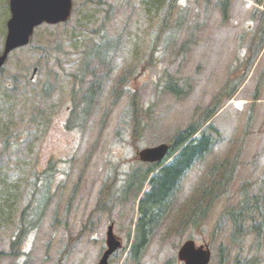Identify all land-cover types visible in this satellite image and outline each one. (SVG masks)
<instances>
[{
  "label": "rangeland",
  "instance_id": "374dc122",
  "mask_svg": "<svg viewBox=\"0 0 264 264\" xmlns=\"http://www.w3.org/2000/svg\"><path fill=\"white\" fill-rule=\"evenodd\" d=\"M6 1L0 0L1 39L6 33ZM73 1L70 21L37 28L30 45L12 53L0 75V264H99L111 225L122 248L109 264H182L177 252L189 239L210 246L211 264H220V259L223 264H241L254 257L264 264V232L258 250L254 232L235 243L227 219L221 231L214 228L223 210L236 207L242 195L264 196V47L244 71L232 67L239 46L247 51L252 29L259 23L252 17L254 0H227L226 9L225 0H176L168 28L155 46L152 67L146 63L171 0ZM100 34L118 45L96 72L101 76L111 68V75L85 126L67 130L64 123L74 126L90 81L79 79L85 53ZM165 71L188 91L185 96L158 92L155 82ZM236 74L243 76L239 93L231 101L222 99L212 119L220 131L216 147L185 177L175 207L140 261L127 259L138 205L132 196L121 201L122 179L142 164L140 150L169 142L176 132L203 122L213 98ZM130 90L140 95L138 114L146 125L139 138L132 134ZM232 165L234 179L205 223L182 224L195 192L207 181L218 182ZM38 176L36 188L33 181ZM105 183L114 184L109 207L93 212ZM43 189L47 193L45 205L37 210L38 228L20 247L13 246L24 206L34 191L36 204ZM249 223L250 219L247 227Z\"/></svg>",
  "mask_w": 264,
  "mask_h": 264
},
{
  "label": "trees",
  "instance_id": "16d2710c",
  "mask_svg": "<svg viewBox=\"0 0 264 264\" xmlns=\"http://www.w3.org/2000/svg\"><path fill=\"white\" fill-rule=\"evenodd\" d=\"M225 2L223 5L224 8L226 6ZM256 3L258 5L264 6V0H256ZM176 8L177 1L171 0L166 8V13L159 33H156L155 35V46L160 41L162 34L167 30L170 17L173 15V12ZM258 16L260 21L248 45V55L245 57V60L242 63L241 58H238L239 62L235 67L237 72L244 71L245 68L247 69L248 66L253 63V56L258 54L264 46V11L260 12ZM110 47L111 43L110 41H107L106 36L100 43L93 45L89 49L90 52L87 56L88 60L86 62L85 71L91 69V67L95 64V66L90 70V72L94 74L98 69V65L106 64V62L109 61ZM155 64V57L152 53L146 65L152 66ZM84 74L85 72L83 75ZM241 76L242 75L240 74H236L233 78L228 80L223 88L219 90L206 112H204L205 120L203 122L201 121L199 124L193 123L186 129L177 132L175 137L171 140L172 151L170 153V157L180 147H184L181 152L161 171L150 177V173L155 171L157 165H148V167H139L137 169L138 171H135L132 174L129 173L122 179L121 191H125L124 194L126 192L128 193L130 190H135V193H137L136 195H139L140 192L145 189V184H147L144 195L139 204L140 216L136 224V232L134 235L133 244L130 249L129 259L133 260L134 262L140 261L143 252L149 246L150 239L154 235V232L163 221L165 215L175 205L177 194L181 189L182 181L188 173V170L193 168L198 163L204 161L207 155L216 147L220 135L219 131L216 130L214 125L210 124L201 132L200 130L212 117V115L217 112L220 101L224 95L226 94V96L232 97L234 94H236L242 82ZM105 78L106 75L100 77L98 79L99 81H94L92 84H90L87 88V92H85L86 94L83 95L82 120H85V116H88V113L90 112L96 97L103 89ZM123 80L124 79L120 80V84L123 83ZM157 89L166 90L177 97H181L187 93L184 88L179 86L177 80L170 77L167 71L159 77L157 81ZM139 97L140 96L137 91H133L131 96V105L128 108V111L132 112L134 116V136L136 138L141 136L144 129L141 120L142 118L139 117L138 114V109L142 107L140 104L141 99ZM126 113L127 111L125 114ZM196 134L198 135L195 136ZM232 166V169L230 168L225 171L223 177L218 182L213 179L210 183L207 181L204 187L203 185L200 187V191L198 190L195 192L194 200L189 202L186 211V214L187 212L188 214L183 215V217L185 216V222L182 224H192L193 226L198 227H200L201 224H204L203 221L210 215L214 201L220 198V196L227 190L234 179L236 166ZM115 179L116 182L119 180L117 177H115ZM112 186H114V184L108 185L105 183L103 185L95 210L103 209L105 206H108V199L110 195L109 190ZM218 187H221V189L215 191ZM123 195L120 196L121 199H125ZM262 198L264 197L259 195H254L252 198H250V196L242 195L241 200L236 207H228L223 211L220 223L224 220V218L229 219L232 222L233 240H237L238 242L241 238V234L245 232L244 221L246 222V219H250L252 221L251 229L258 233L259 237H262L264 222L252 215L254 206L257 211H259V213H263L264 202H261ZM250 199H254V202H250ZM223 224L224 223H222V225ZM255 263L256 261L253 260L246 264Z\"/></svg>",
  "mask_w": 264,
  "mask_h": 264
},
{
  "label": "water",
  "instance_id": "95a60500",
  "mask_svg": "<svg viewBox=\"0 0 264 264\" xmlns=\"http://www.w3.org/2000/svg\"><path fill=\"white\" fill-rule=\"evenodd\" d=\"M13 18L10 21L9 37L6 52L0 58V67L6 60L8 52L17 46L29 42L33 29L44 20L56 23L66 20L71 13V0H12ZM167 150L165 145L153 149H146L140 153L143 161L155 162L163 158ZM109 249L99 264H108L110 255L120 246L110 228L108 233ZM179 257L186 264H208L211 258L209 249L197 248L194 241H188L180 250Z\"/></svg>",
  "mask_w": 264,
  "mask_h": 264
},
{
  "label": "flooded vegetation",
  "instance_id": "af4514ba",
  "mask_svg": "<svg viewBox=\"0 0 264 264\" xmlns=\"http://www.w3.org/2000/svg\"><path fill=\"white\" fill-rule=\"evenodd\" d=\"M8 3H5L3 6L4 7H8V11H10V1H7ZM6 33H8V22H7V25H6Z\"/></svg>",
  "mask_w": 264,
  "mask_h": 264
}]
</instances>
